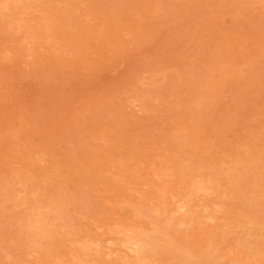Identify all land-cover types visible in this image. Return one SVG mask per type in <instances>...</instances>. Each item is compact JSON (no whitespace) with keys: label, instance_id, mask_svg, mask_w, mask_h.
<instances>
[{"label":"rangeland","instance_id":"1","mask_svg":"<svg viewBox=\"0 0 264 264\" xmlns=\"http://www.w3.org/2000/svg\"><path fill=\"white\" fill-rule=\"evenodd\" d=\"M0 264H264V0H0Z\"/></svg>","mask_w":264,"mask_h":264}]
</instances>
